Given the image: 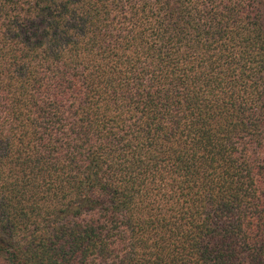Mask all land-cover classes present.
<instances>
[{
  "label": "trees",
  "instance_id": "16d2710c",
  "mask_svg": "<svg viewBox=\"0 0 264 264\" xmlns=\"http://www.w3.org/2000/svg\"><path fill=\"white\" fill-rule=\"evenodd\" d=\"M0 264H264V0H0Z\"/></svg>",
  "mask_w": 264,
  "mask_h": 264
}]
</instances>
